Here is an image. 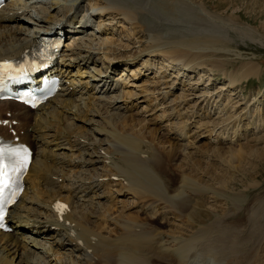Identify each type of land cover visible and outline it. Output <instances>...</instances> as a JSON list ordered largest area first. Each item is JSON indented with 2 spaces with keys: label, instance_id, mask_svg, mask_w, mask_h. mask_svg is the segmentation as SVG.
<instances>
[{
  "label": "bare ground",
  "instance_id": "bare-ground-1",
  "mask_svg": "<svg viewBox=\"0 0 264 264\" xmlns=\"http://www.w3.org/2000/svg\"><path fill=\"white\" fill-rule=\"evenodd\" d=\"M199 9L187 0H6L0 61L29 52L45 34L68 41L50 68L62 80L55 96L33 109L0 100V134L31 150L24 189L7 210L11 230H0V264H264V194L249 200L212 189L228 203L224 214L196 206L185 215L190 197L208 188L184 177L167 189L148 166L145 144L136 140L144 145L138 149L135 133L125 136L123 128L120 135L111 127L113 119L141 130L157 125L159 117L174 121L187 110L186 101L201 96L189 72L207 61L220 66L207 52L228 39L230 25L219 17L201 18ZM147 14L161 20L164 38L141 29ZM230 22L249 34L247 25ZM114 36L134 49L116 47ZM256 67L249 62L226 73L220 90L257 76ZM140 102L146 105L139 108ZM158 109L161 115L146 114ZM195 116L183 130L170 132L184 148L192 135L209 131Z\"/></svg>",
  "mask_w": 264,
  "mask_h": 264
},
{
  "label": "rangeland",
  "instance_id": "rangeland-1",
  "mask_svg": "<svg viewBox=\"0 0 264 264\" xmlns=\"http://www.w3.org/2000/svg\"><path fill=\"white\" fill-rule=\"evenodd\" d=\"M187 1L198 5L201 9L198 10V15L200 14L199 16H201V18L203 16V18L214 16L229 23L230 29L227 31L228 39L222 40L220 45H217L216 48L208 49L207 52L213 59L217 60L220 65L219 67L222 66V68L218 69L219 67L216 66V69L214 64L207 61L208 64H204L203 66L205 67H200L201 69L198 68L196 73L189 72V76L193 73L192 76L189 77L190 81H197V84H194V86L196 85L198 88L196 94L201 96H199V100L197 97L193 98L191 96L192 98L186 101V104L184 103L187 112L184 111V108L181 109V112L182 110L184 112L179 117L181 119L187 117V124L184 123V121L186 122L185 119L183 121L180 118L174 119V121L168 120L167 122V118L163 117L162 122H160L161 120L159 117L158 119L160 121L158 120V123L156 122L157 125H152V127L149 126L147 129H132V127L125 122L127 127L124 123L123 126L121 122L124 120L122 121V119H118L119 122L117 119H113L111 127L115 129L114 131H117V134L122 132L124 130L123 128H125L122 132L123 135L135 133L131 135L134 137H131V139L138 144L136 148L140 149L144 147L142 144H145L144 148H148L149 150H147V152L151 153H149L150 158H148V160H150L147 162L148 166H151L163 185L165 187L167 186V189L176 186V183L184 177L185 179L193 180V183L196 182L194 184H197L196 186L200 187V189L203 188L202 186H204L205 189L208 188V192L202 191L199 193L198 191L196 195L192 196L193 198L190 197L189 201L190 205H192L190 208L188 207V209H186L187 211H184V214L197 206L203 210L209 209L211 213L221 216L229 208L228 203L224 198L222 200L220 195H215L209 190L215 189L223 194H225L224 191L240 192L241 194H245L249 200L264 194V0ZM153 7L165 14L171 12L170 7H157L155 5H153ZM162 9H164V12ZM206 14L207 16H205ZM147 15L150 17V14ZM148 16L141 18V29L143 28L146 32L149 31V34L160 35L159 37L164 38V35H161V20L159 21V18L155 16L154 17L158 20L152 18L153 15H151L149 19ZM235 20L239 24L247 25L249 30L252 31H249V34H254V36L250 37L249 34L246 33L245 35L240 30L231 27L232 24L230 21ZM157 23H159V26H156ZM143 24L146 25L144 26ZM150 29L153 31L151 32ZM259 37L262 38V41ZM114 38L117 39L114 41L115 45L118 43L128 44V47L125 49H134L133 44L128 42L125 38L120 39L116 36H114ZM67 41L68 39L64 41L62 48ZM119 44L116 45V47H119ZM123 51L124 50H121V52ZM204 52L202 54H206V51ZM249 62L250 64L257 63V76L248 77L246 81L239 85L237 84L234 89L228 90L227 88L226 90H220V87L226 83V73H231L237 70L242 64ZM224 70L225 72L221 73ZM151 72L152 70L149 71V74L147 73L148 77L153 76V72ZM201 73L205 75L202 76ZM111 75H113V73ZM198 75L201 76L199 77ZM146 79L151 80L147 77H144L142 80L146 81ZM201 90L205 91V93L207 92L208 94L206 96L209 95V98L204 96V92ZM179 91L180 90H176L169 99L177 95ZM202 92L203 94H201ZM142 105H146V103L140 102L138 107L140 108ZM162 105L159 104L158 108ZM178 106L179 105H177L176 108H178ZM148 107L150 108V106ZM136 108L132 110L135 111ZM149 112H151V114L153 113V115L154 112H156L155 115H161L162 113L159 109L150 110L146 112V114H150ZM194 114L201 115V118H203L201 122L203 125L205 124V127L207 126L206 128L209 131L204 132V129H202V132L199 131V133H202V137L198 135L195 137L196 139L194 138L195 135H192L193 137L189 138L191 140V142H189L190 146L188 145V147L184 148V146L175 143V140L172 138L173 134L170 132L176 130V128L181 131L186 128V126L190 125L195 118L198 120ZM56 118H58L60 124L63 123V120L59 117ZM204 118L207 119L206 121L209 123L206 121L204 123ZM113 121L115 122L114 125ZM169 121L174 123H170ZM201 122L199 121V123ZM54 123H56L55 120L53 121V124ZM203 125H201V127H204ZM130 127L135 132L130 130ZM55 128H63V125ZM234 131H236V135ZM0 132L3 133L4 131L0 130ZM122 133H120V135H122ZM137 136H139V138H136ZM222 136H226L227 139H222ZM144 139H146V141ZM136 140H140L143 143L140 144L141 142H137ZM116 153H118V151ZM117 156H120V153L117 154ZM120 199H123L122 201L125 202L131 201L130 196H121ZM84 214L88 216V212ZM159 220H161V218H159ZM160 226H162V228L168 227L165 223Z\"/></svg>",
  "mask_w": 264,
  "mask_h": 264
},
{
  "label": "snow or ice",
  "instance_id": "snow-or-ice-1",
  "mask_svg": "<svg viewBox=\"0 0 264 264\" xmlns=\"http://www.w3.org/2000/svg\"><path fill=\"white\" fill-rule=\"evenodd\" d=\"M3 66H0L2 70ZM27 160L21 155V150L0 145V203H3L5 189L10 185L11 173L22 170ZM3 219L0 214V220Z\"/></svg>",
  "mask_w": 264,
  "mask_h": 264
}]
</instances>
